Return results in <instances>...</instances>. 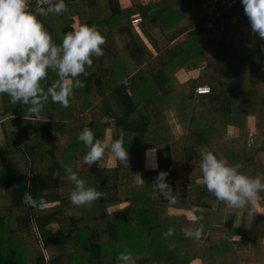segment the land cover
<instances>
[{"label": "trees", "instance_id": "obj_1", "mask_svg": "<svg viewBox=\"0 0 264 264\" xmlns=\"http://www.w3.org/2000/svg\"><path fill=\"white\" fill-rule=\"evenodd\" d=\"M203 1L191 0L179 14L178 0H130L127 7L119 0H65L66 12L38 16L57 45L81 24L97 28L105 44L78 77L84 87L73 89L67 108L49 97L36 116L0 94V198L9 194L0 205V264H123L122 252L135 264H264V213L217 200L200 170L207 149L244 174L264 176V40L252 32L242 4L205 27V16L192 13ZM28 3L30 10L38 6ZM134 15L139 22H131ZM183 69L198 76L182 82ZM57 78L49 71L42 88ZM201 86L209 90L198 93ZM84 127L109 145L122 134L128 165L110 148L85 165L88 149L78 140ZM20 130L32 133L28 145L18 143ZM252 136L259 140L255 150ZM149 150L155 170L146 166ZM66 166L101 198L72 204ZM159 171L168 172L174 206L155 188ZM25 192L39 203L24 204ZM257 204L264 207V199ZM212 213L223 215V224L210 227ZM201 225L199 239L181 231ZM170 227L175 232L166 239Z\"/></svg>", "mask_w": 264, "mask_h": 264}, {"label": "clouds", "instance_id": "obj_2", "mask_svg": "<svg viewBox=\"0 0 264 264\" xmlns=\"http://www.w3.org/2000/svg\"><path fill=\"white\" fill-rule=\"evenodd\" d=\"M241 3L252 32L264 40V0H241ZM37 5L35 10H30L28 0H0V94H7L13 105H29L28 111L39 116L49 97L53 103L69 106L73 89L84 87L78 77L86 74V66H92V56L103 55L101 46L105 44V37L94 26L81 24L66 33L57 45L38 16L66 12L65 0H37ZM49 71H54L58 78L45 90L41 81ZM78 140L88 149L83 156L85 165L92 166L100 161L109 148L118 162L128 165L129 153L123 146L122 134L109 145L95 139L93 131L84 127ZM145 156L146 166L157 169L155 152L149 150ZM200 156L201 181L207 191L231 209L248 208L254 213L257 202L264 199L260 196L264 192V176L244 174L239 171V164L230 165L211 150L202 149ZM65 170L74 186L69 194L72 204L87 205L101 198L102 193L87 186L71 166H66ZM167 176L168 172L159 171L154 185L168 205L174 206L177 197L167 183ZM22 202L33 207L39 203L30 192L24 193ZM181 231L186 237L199 239L203 226L185 227ZM174 232L170 227L162 234L167 239ZM118 260L123 264H135L131 253H120Z\"/></svg>", "mask_w": 264, "mask_h": 264}, {"label": "built area", "instance_id": "obj_3", "mask_svg": "<svg viewBox=\"0 0 264 264\" xmlns=\"http://www.w3.org/2000/svg\"><path fill=\"white\" fill-rule=\"evenodd\" d=\"M241 4V0H204L200 4V13L206 18L204 26L210 28L215 20L223 17L236 6ZM139 21L140 17L138 15H134L131 18V22L133 23ZM208 90L209 88L206 86L197 87L196 89L198 93H205Z\"/></svg>", "mask_w": 264, "mask_h": 264}, {"label": "crops", "instance_id": "obj_4", "mask_svg": "<svg viewBox=\"0 0 264 264\" xmlns=\"http://www.w3.org/2000/svg\"><path fill=\"white\" fill-rule=\"evenodd\" d=\"M149 1H156V0H141V3L146 4ZM190 1L191 0H178L177 5H175L176 6L175 10L179 14L189 11V7H192L191 5H189ZM119 3L122 7H127L130 5V0H119ZM192 13L193 14L196 13L198 15L200 13V10L194 11ZM198 73H199L198 70H184L183 69L177 73V76L180 79V81L183 82L190 78H196L198 76ZM110 160L112 159L110 158ZM255 208L257 209L258 212L264 213V207H259L258 204H256ZM223 221H224L223 215L212 213L211 215L209 214L207 223L208 225H210V227H216V226L223 224ZM259 243H260L259 247H264V238ZM194 262L196 264H200V261L198 259L194 260L192 263Z\"/></svg>", "mask_w": 264, "mask_h": 264}, {"label": "rangeland", "instance_id": "obj_5", "mask_svg": "<svg viewBox=\"0 0 264 264\" xmlns=\"http://www.w3.org/2000/svg\"><path fill=\"white\" fill-rule=\"evenodd\" d=\"M171 116V115H170ZM29 132L28 130H20L19 133H18V136H19V141L18 143H20V141L22 142L21 145H24L23 143H26L27 145L30 143V141H32V133H27ZM109 134V132L107 133V135ZM0 140L3 141L4 139H2V134H1V127H0ZM60 140L61 142L63 141L64 143L67 142V139L64 137L63 139L60 137ZM250 140L252 142L251 143V148H255L256 147V143H257V146L259 145V140H257L254 136L250 137ZM30 146V145H29ZM255 150V149H254ZM252 150V152L254 151ZM250 152V151H249ZM111 159H113V156L110 155L109 156ZM108 161H109V158H108ZM29 162V159H28V155H25V157H22L21 158V162H20V165L22 166H26ZM109 163H112V160L109 161ZM140 177V176H139ZM141 178V177H140ZM8 197H9V194L8 193H5L2 198H0V205H4L5 203L8 202ZM114 209V208H113ZM49 256V255H48ZM192 264H196L195 262L192 263Z\"/></svg>", "mask_w": 264, "mask_h": 264}]
</instances>
